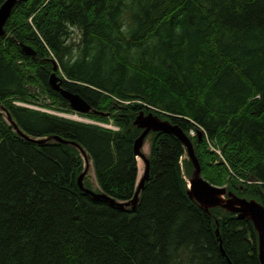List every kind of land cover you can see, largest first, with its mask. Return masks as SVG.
<instances>
[{
	"label": "trees",
	"instance_id": "16d2710c",
	"mask_svg": "<svg viewBox=\"0 0 264 264\" xmlns=\"http://www.w3.org/2000/svg\"><path fill=\"white\" fill-rule=\"evenodd\" d=\"M3 29L0 264H259L249 221L189 199L174 136L149 133L148 178L120 210L78 188L73 146L17 129L78 144L95 192L128 202L133 121L151 112L188 137L208 183L264 207V0H21ZM54 66L93 123L56 114L75 113L48 84Z\"/></svg>",
	"mask_w": 264,
	"mask_h": 264
},
{
	"label": "water",
	"instance_id": "95a60500",
	"mask_svg": "<svg viewBox=\"0 0 264 264\" xmlns=\"http://www.w3.org/2000/svg\"><path fill=\"white\" fill-rule=\"evenodd\" d=\"M21 0H5L0 6V38L4 35V25L8 19L14 6ZM22 50L25 55L34 57L35 52L26 46H22ZM56 67H53V71ZM50 88L57 92L69 105V108L81 115L88 114L92 112L90 105L82 99L78 94L69 92L61 87V80L53 72L49 77ZM0 110H3L0 106ZM6 119L8 122L12 123V120L8 113L5 112ZM16 128V125H14ZM133 126L141 130L140 135L133 142V153L137 158H141L144 168L141 177L138 179L136 189L132 199L128 202H119L111 197L105 195L102 192H95L92 189H88L83 185V178L88 172V156L84 150L76 143L68 140H63L59 137L51 136L46 139H32L17 129V133L25 140L30 141L35 144H41L48 142L50 140H55L62 144L73 146L80 154L85 166L83 171L77 177L76 183L78 188L85 194L95 198L104 200L112 207L119 208L120 210L130 208L135 209L138 203V195L142 190L145 181L148 178L149 172V160L144 154L143 146L145 140L149 133H164L174 136L184 147L187 155L188 161L191 163L192 171L190 177L187 179V195L189 199L194 201L200 209L205 212H209L211 209L219 208L226 213H230L236 216L238 220L249 221L256 234L257 239V258L259 264H264V207L262 204L251 199L246 200L243 198L236 197L230 192H227L225 187H217L208 183L201 175V169L197 158L194 153V149L191 141L188 137L180 130L177 126H173L167 120H162L158 118L153 113L149 112L144 114L140 112L133 121ZM196 137L198 140L201 139L202 133L200 131L196 132ZM228 264H231L228 262Z\"/></svg>",
	"mask_w": 264,
	"mask_h": 264
},
{
	"label": "rangeland",
	"instance_id": "374dc122",
	"mask_svg": "<svg viewBox=\"0 0 264 264\" xmlns=\"http://www.w3.org/2000/svg\"><path fill=\"white\" fill-rule=\"evenodd\" d=\"M56 114H58L59 116L71 119L73 121H77V122H82V123H90L91 122V123H93V121H91V120H89L87 118L80 117V116H76L75 117L74 114H60V113H56ZM193 135H195V134H192L191 136H193ZM142 151L144 152V154L146 156H148V154H149V139H147V138L145 140V143H144ZM136 161H137L138 179H139L141 177V175H142L144 165H143V162H142V160L140 158H136ZM83 164H84V162H83ZM83 166H85V164ZM85 178L90 183L93 191L98 190V186H97V183H96V180H95L93 167H92V164H91L90 161H88V172L86 173Z\"/></svg>",
	"mask_w": 264,
	"mask_h": 264
},
{
	"label": "bare ground",
	"instance_id": "6f19581e",
	"mask_svg": "<svg viewBox=\"0 0 264 264\" xmlns=\"http://www.w3.org/2000/svg\"><path fill=\"white\" fill-rule=\"evenodd\" d=\"M55 67H56V66H55ZM55 71H56V70H55ZM55 71H53V72L55 73ZM53 72H52V73H53ZM52 73H51V74H52ZM55 74H56V73H55ZM56 76H57V75H56ZM57 77H58V76H57ZM58 78L60 79V77H58ZM60 80H61V79H60ZM48 81H49V79H48ZM48 84H49V83H48ZM61 84H62V80H61ZM190 135H191V134H190ZM137 158H139V157H137ZM140 159H141V158H140Z\"/></svg>",
	"mask_w": 264,
	"mask_h": 264
}]
</instances>
